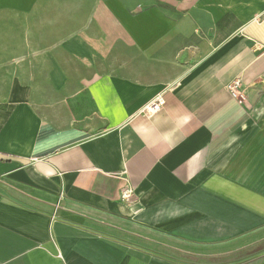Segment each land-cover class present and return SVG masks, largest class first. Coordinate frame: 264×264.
<instances>
[{
	"label": "crops",
	"instance_id": "1",
	"mask_svg": "<svg viewBox=\"0 0 264 264\" xmlns=\"http://www.w3.org/2000/svg\"><path fill=\"white\" fill-rule=\"evenodd\" d=\"M0 264H264V0H0Z\"/></svg>",
	"mask_w": 264,
	"mask_h": 264
},
{
	"label": "built area",
	"instance_id": "2",
	"mask_svg": "<svg viewBox=\"0 0 264 264\" xmlns=\"http://www.w3.org/2000/svg\"><path fill=\"white\" fill-rule=\"evenodd\" d=\"M233 86L234 88L237 87V83H235ZM163 105L164 101L160 97H158L154 101L149 103L146 107H144L141 112L143 115L150 117L155 113L159 112L162 109ZM122 197L124 199H128L130 197V191L124 190Z\"/></svg>",
	"mask_w": 264,
	"mask_h": 264
}]
</instances>
